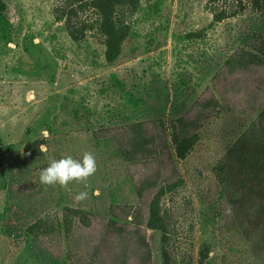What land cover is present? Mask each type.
<instances>
[{"label":"rangeland","instance_id":"374dc122","mask_svg":"<svg viewBox=\"0 0 264 264\" xmlns=\"http://www.w3.org/2000/svg\"><path fill=\"white\" fill-rule=\"evenodd\" d=\"M2 1L0 264H142L141 235L150 264H264V68L229 76L225 66L239 49L264 59V0H139L129 15L128 6L103 14L93 0ZM71 5L86 27L78 43L68 33ZM222 12L234 16L215 21ZM120 24L130 30L109 63L106 38ZM210 95L219 114L173 146L180 177L143 203L135 190L143 167H129L117 139L99 132L161 119L171 133L174 119ZM40 140L44 156L35 157ZM86 151L97 164L89 187L40 183L51 160ZM81 191L88 198L77 201ZM117 206L133 212L114 218ZM65 208L96 217L53 236L57 259L28 228L45 215L61 220Z\"/></svg>","mask_w":264,"mask_h":264},{"label":"trees","instance_id":"16d2710c","mask_svg":"<svg viewBox=\"0 0 264 264\" xmlns=\"http://www.w3.org/2000/svg\"><path fill=\"white\" fill-rule=\"evenodd\" d=\"M79 4L91 2L92 0H76ZM124 1V2H123ZM98 6L94 7L103 14L116 10L117 6L126 7L127 14H134L137 11L139 0H122L120 3H106L107 0H93ZM125 3V4H124ZM6 12V4L0 0V15ZM68 33L74 42H82L86 38V27L84 24H79L76 10L71 5L68 7ZM233 14H215L214 20L221 21L224 18H230ZM130 28L120 24L114 29V32L106 38V60L111 63L116 61L121 55L122 45L128 37ZM229 76H234L240 73H247L254 68H264V59L259 54L246 49L235 51L225 63ZM220 101L216 96L210 95L195 103L191 114H186L172 121V132L169 133L166 124L163 120L143 121L125 126H115L106 128L99 132L97 138L113 136L117 139L118 147L122 160L129 167L141 166L144 169V174L135 180V190L140 201L150 203V197L155 191L163 188L164 185L172 183L180 177V173L176 166V160L173 154V146L181 147L186 140L194 133L202 128L206 119L217 116L220 109ZM256 106L251 110L256 111ZM233 117L241 120L245 116V111L236 112L231 108ZM263 119V121H262ZM259 125H263L264 112L261 113ZM264 127V125L262 126ZM172 141V143L170 142ZM46 144L45 140L36 141L34 143L33 154L35 157H43L44 152L40 150V146ZM149 199V200H148ZM149 206V205H148ZM118 211L122 212V216L129 217L133 212V207H113L111 215L114 218H121ZM141 209L135 210V219H140ZM142 212V211H141ZM96 216L80 209L65 208L62 219L51 215H45L38 219L33 225L28 228V233L54 258L58 259V255L54 250L61 253L62 246L60 243H54L53 236L61 238L62 233L71 234L74 230L75 221L79 222L91 221L90 219ZM76 219V220H75ZM122 219V218H121ZM92 222V221H91ZM117 222L110 221L103 223L106 235H111L112 227ZM134 225L141 223L134 222ZM137 235L141 234V228L136 227ZM141 238V246L145 248L146 254L142 257V264H150L151 254L149 252V244L146 242L143 235ZM57 247L56 249L53 247Z\"/></svg>","mask_w":264,"mask_h":264},{"label":"clouds","instance_id":"9594fccd","mask_svg":"<svg viewBox=\"0 0 264 264\" xmlns=\"http://www.w3.org/2000/svg\"><path fill=\"white\" fill-rule=\"evenodd\" d=\"M40 150L44 151L43 146ZM97 171L96 157L92 152H84L82 159H75L67 156L60 159H53L46 168L40 171V183L45 186L59 185L65 189L72 182L83 183L85 188L89 187L87 181ZM88 198L87 191H81L75 199L84 201Z\"/></svg>","mask_w":264,"mask_h":264}]
</instances>
